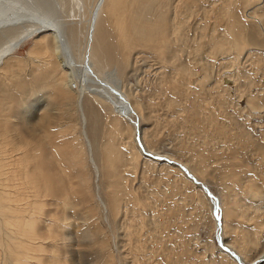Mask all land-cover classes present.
<instances>
[{
	"label": "rangeland",
	"instance_id": "rangeland-1",
	"mask_svg": "<svg viewBox=\"0 0 264 264\" xmlns=\"http://www.w3.org/2000/svg\"><path fill=\"white\" fill-rule=\"evenodd\" d=\"M95 1L57 0L79 64L83 51L91 49L86 48L84 30ZM172 1L178 10L169 12L172 19L177 15L173 20L183 33L173 44L178 51L175 64L191 70L189 75H176L175 64H165L146 40L131 48L130 59L110 55L100 43L93 47L99 51L98 74L115 72L136 115L126 119L97 94L86 92L82 108L89 118L84 123L77 106L79 88L72 87L79 80L69 78L73 122L57 126V141L67 145L68 152L85 149L87 195L93 197V203L92 197L87 202L95 209L90 218L75 224L77 232L68 243L77 249L84 231H96L95 240L107 239L110 248L101 251L93 244L99 264L108 260L107 253L111 264H264V0L254 1L255 13L245 7L246 0H232L229 9L232 20L248 28L243 31L244 52L252 53L250 58L236 57L234 50L210 54V38L220 37L230 24L218 14L220 0ZM184 7L187 13H181ZM30 21L10 26L31 27ZM37 39L31 36L16 55L28 58ZM198 44L203 47L199 54ZM57 93L46 91L59 100ZM43 99L40 106L46 105ZM89 107L98 112L97 122L90 118ZM37 118L32 109L24 122L36 126ZM38 133L39 138L47 136ZM44 142L45 152L55 156L47 138ZM103 157L109 163L108 175ZM53 160L59 163L56 156ZM54 174L59 178L61 172ZM114 193L121 199L117 212L110 209ZM80 199H75L77 207H82Z\"/></svg>",
	"mask_w": 264,
	"mask_h": 264
},
{
	"label": "bare ground",
	"instance_id": "bare-ground-1",
	"mask_svg": "<svg viewBox=\"0 0 264 264\" xmlns=\"http://www.w3.org/2000/svg\"><path fill=\"white\" fill-rule=\"evenodd\" d=\"M246 1L245 7H250V12L252 9L254 13L257 12L255 10L258 8L254 9L256 0ZM220 2L218 14L221 19L226 17L230 24L220 37L214 32L217 36L212 35L208 43L210 54L222 55L234 50L237 51L236 57L250 58L252 50L249 51L251 54L244 52L247 41L243 31L248 28L241 20H232L229 12L232 0ZM173 4L172 0H96L89 11L88 25L84 30L86 48L91 49H86L89 53L81 49L86 55L81 56L83 59L79 64L71 52L73 46L70 45L71 40L66 35L64 21L59 15L57 0H0V264H99L96 262L99 253L93 244H99L101 251L110 249L109 241L104 239L101 242L99 239L98 243L99 240H95L94 236L97 232L91 230L83 232L79 248L68 243L69 236L77 232L75 224L85 216L90 218L95 208L90 205L91 202H87L92 194L90 192V196L87 195L89 178L84 174L85 149L74 148L68 152L67 145L62 146L57 141L60 137L57 126L61 122H73L74 111H71L74 110L75 100L68 96V85L74 79L79 80L73 81L72 87L79 88L77 106L84 123L89 118L82 108V97L86 92L97 94V97L114 107L116 114L126 119L136 115L135 107L120 89V79L115 72L98 74L95 60L98 64L99 60L95 55L99 51L94 52L93 47L100 43L110 55L130 59L131 48L146 40L164 63L175 64L178 51L173 44L182 33V25L173 20L177 15L174 14L175 18L172 19L169 11L177 9L176 4ZM183 9L186 11L183 12ZM188 11L189 8L184 7L181 13ZM259 17L254 16L253 20L259 22L262 20ZM27 20H31V27L10 26L11 22ZM34 34L38 39L27 53L28 58L16 55ZM77 45L75 43L74 46ZM198 45L195 48L197 54L203 50L201 44ZM38 53H42L41 57L36 56ZM174 68L176 75H189L191 71L176 64ZM59 69L64 73L61 74ZM71 77L73 80H69ZM49 90L58 92L59 100L47 96L46 91ZM32 99L34 102L30 103ZM40 99L46 105L40 106ZM32 109L38 118L36 126L31 127L25 124L24 117ZM21 112L25 115L20 116ZM97 114L93 107H89L93 122H97ZM114 124L119 130V123L114 120ZM39 131L47 136L39 138ZM45 138L59 163L53 160L55 156L45 152ZM131 149L134 153V147ZM108 166L104 158L106 175L109 174ZM57 171L61 172L59 178L54 174ZM80 196L82 207L80 204L77 207L75 199ZM248 196L255 197V194L249 193ZM109 200L111 211L117 212L121 202L118 194H110ZM90 201L93 203V197ZM84 202L89 204L85 206ZM84 248L93 254H86ZM107 254L108 260L102 264H111L110 253ZM92 256L94 259L90 260Z\"/></svg>",
	"mask_w": 264,
	"mask_h": 264
}]
</instances>
